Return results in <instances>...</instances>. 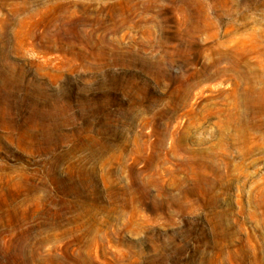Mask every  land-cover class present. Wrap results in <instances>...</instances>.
I'll return each mask as SVG.
<instances>
[{
    "label": "rangeland",
    "instance_id": "1",
    "mask_svg": "<svg viewBox=\"0 0 264 264\" xmlns=\"http://www.w3.org/2000/svg\"><path fill=\"white\" fill-rule=\"evenodd\" d=\"M124 1L0 0V264H264V0Z\"/></svg>",
    "mask_w": 264,
    "mask_h": 264
},
{
    "label": "bare ground",
    "instance_id": "2",
    "mask_svg": "<svg viewBox=\"0 0 264 264\" xmlns=\"http://www.w3.org/2000/svg\"><path fill=\"white\" fill-rule=\"evenodd\" d=\"M122 1H123V0H122ZM125 1H126V0H125ZM125 1H124V2H125ZM74 2H76V0H74ZM74 2H73V3H74ZM124 2H123V3H124ZM126 2H127V1H126ZM123 3H122V4H123ZM127 3H128V2H127ZM71 4H72V3H71ZM75 5H76V4H75ZM63 6H64V4H63ZM63 6H62V7H63ZM49 9L52 11L54 8H53V7H49ZM122 10H123V9H122ZM124 11H125V10H124ZM63 12H65V10H63ZM63 12H62V13H63ZM120 12H121V11H120ZM122 14H123V13H122ZM123 15H124V14H123ZM59 16H60V15H59ZM54 17H55L56 19L58 18L57 15L54 16ZM61 18H62V15H61Z\"/></svg>",
    "mask_w": 264,
    "mask_h": 264
}]
</instances>
